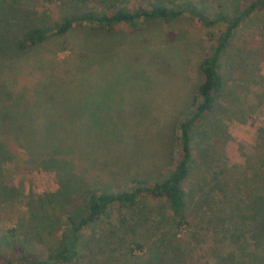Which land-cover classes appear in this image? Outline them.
Here are the masks:
<instances>
[{"label":"rangeland","instance_id":"1","mask_svg":"<svg viewBox=\"0 0 264 264\" xmlns=\"http://www.w3.org/2000/svg\"><path fill=\"white\" fill-rule=\"evenodd\" d=\"M246 1L200 0L210 9L207 12H229ZM58 6L59 0H33L32 5L0 13V126L7 127L12 138L20 135L18 129L27 130L22 143L31 145L24 152L16 146L19 157L13 155L6 162L0 157V226L20 229L22 240L40 230L39 223L30 221L29 204L44 194H62L56 175L44 170L41 161L46 155L57 158L59 164L53 166L57 170H74L71 175L86 176L111 190L128 189L134 178H154L169 164L178 122L189 111L200 82L197 62L208 53L212 38L224 30L222 25L207 27L185 17L135 33L76 28L26 53L10 47L11 36L28 21L25 9L56 15ZM245 35L252 40L251 50L240 53ZM233 44L226 62L246 66V81L230 82L216 117L217 134L223 139L221 161L235 172L243 171L247 158L254 156L264 132V12L238 30ZM37 128L43 130L39 142L31 133ZM198 145L205 143L199 140ZM40 147L45 156L40 157ZM191 182L186 187H197ZM168 214L164 201L148 198L132 208L113 206L102 222L84 232V250L102 257L103 247L105 261L114 244L111 232L116 233L121 223L127 227V234L122 232L124 244L156 242L165 226L158 219ZM28 242L32 249L42 250L37 236ZM124 251L128 255V249ZM85 255L87 263L90 254Z\"/></svg>","mask_w":264,"mask_h":264},{"label":"trees","instance_id":"2","mask_svg":"<svg viewBox=\"0 0 264 264\" xmlns=\"http://www.w3.org/2000/svg\"><path fill=\"white\" fill-rule=\"evenodd\" d=\"M32 2L0 0V13ZM207 10L210 9L200 0H59L56 15L25 9L28 21L17 28L9 42L17 53L29 52L49 38L76 28L135 33L154 24L168 26L190 17L207 27L222 25L224 30L212 38L208 53L197 62L200 82L189 111L178 122L176 150L169 164L154 178H134L128 189L111 190L90 182L86 176L78 178L75 172L71 175L74 170H57L53 167L59 164L57 158L47 156L40 147V157L46 155L47 164L41 161L44 170L56 175L61 197L58 192L44 194L34 205L29 204L30 221L39 223L36 236L42 250L30 247L28 240L36 236L25 238V242L18 238L20 229L7 231L0 226V264H264V132H260L254 156L247 158L243 171L232 172L233 168L221 161L219 144L223 145V139L217 134L220 119L216 117L230 82L236 78L241 83L246 81V66L228 65L226 55L238 30L264 12V0H247L229 12ZM240 43V53L251 50L250 37L246 39L245 35ZM3 127L0 126V157L6 162L13 155L19 157L16 146L24 152L31 145L25 147L22 143V134L27 130L18 129L20 135L12 138ZM31 133L39 142L37 136L43 130L37 128ZM199 140L204 147L198 145ZM191 179L197 187H186L193 184ZM142 198L164 201L169 212L158 219L165 226L163 232H153L159 236L156 242L124 244L122 232L127 234V227L121 223L123 227L111 232L114 244L108 247L104 259L107 262L101 261L103 247L102 257L84 250V232L102 222L111 207L132 208ZM119 220L125 222L122 216ZM136 228L134 224L131 231ZM123 248L128 249V255ZM143 249L140 256L133 255ZM86 252L91 259L87 263Z\"/></svg>","mask_w":264,"mask_h":264}]
</instances>
